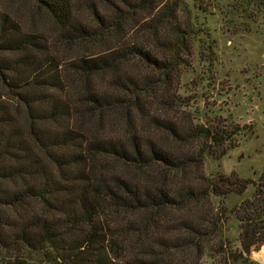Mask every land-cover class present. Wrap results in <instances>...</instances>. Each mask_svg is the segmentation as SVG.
I'll use <instances>...</instances> for the list:
<instances>
[{"label": "trees", "instance_id": "1", "mask_svg": "<svg viewBox=\"0 0 264 264\" xmlns=\"http://www.w3.org/2000/svg\"><path fill=\"white\" fill-rule=\"evenodd\" d=\"M181 6L0 0V264H114L120 252L123 264H171L169 248L204 235L202 199L245 189L233 174L206 177L204 149L183 147L234 131L161 112L180 98L169 91L192 33ZM144 9L156 17L148 42H124ZM87 42L105 47L83 52ZM185 208L194 215L167 225ZM239 208L242 248L264 244V195Z\"/></svg>", "mask_w": 264, "mask_h": 264}, {"label": "rangeland", "instance_id": "2", "mask_svg": "<svg viewBox=\"0 0 264 264\" xmlns=\"http://www.w3.org/2000/svg\"><path fill=\"white\" fill-rule=\"evenodd\" d=\"M177 1L183 7L181 18L192 25V33L186 39L190 53L184 54L186 46L179 53L184 62L174 71L169 91V95L176 93L180 98L168 106V113L162 110L166 108L161 112L169 118L181 116L193 123L234 131L228 142L217 146L194 138L183 147L204 149L202 173L206 177L233 174L249 182L242 192L202 199L195 212H209L206 216L210 220H203L204 235L196 244L169 248V260L171 264H264V251L256 256L264 244L245 250L239 240L240 226L244 225L239 220L244 214L239 208L241 202L256 192L264 195V0ZM154 12L155 9H144L130 19L121 36L123 41L146 44L150 35L147 26L156 18ZM90 44L87 42L82 51L105 47L99 42ZM71 55L74 54L67 52L65 57ZM129 64L135 71L145 69L137 59H131ZM158 109L153 115L159 113ZM190 210H169L163 219L173 225L176 222L171 223L172 219L194 215ZM121 253L113 258L114 264H123ZM53 264L65 263L57 258Z\"/></svg>", "mask_w": 264, "mask_h": 264}, {"label": "crops", "instance_id": "3", "mask_svg": "<svg viewBox=\"0 0 264 264\" xmlns=\"http://www.w3.org/2000/svg\"><path fill=\"white\" fill-rule=\"evenodd\" d=\"M263 256H264V254H263Z\"/></svg>", "mask_w": 264, "mask_h": 264}]
</instances>
